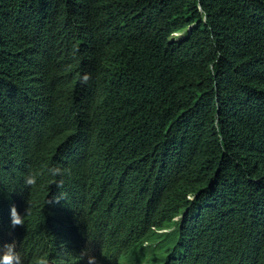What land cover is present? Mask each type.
Segmentation results:
<instances>
[{"label": "trees", "instance_id": "trees-1", "mask_svg": "<svg viewBox=\"0 0 264 264\" xmlns=\"http://www.w3.org/2000/svg\"><path fill=\"white\" fill-rule=\"evenodd\" d=\"M6 244L21 264H264V0H0Z\"/></svg>", "mask_w": 264, "mask_h": 264}, {"label": "clouds", "instance_id": "clouds-1", "mask_svg": "<svg viewBox=\"0 0 264 264\" xmlns=\"http://www.w3.org/2000/svg\"><path fill=\"white\" fill-rule=\"evenodd\" d=\"M49 171H50L51 176L53 177L63 176V172L59 168H52ZM36 183H37V176L35 174L30 173L25 179L26 185H35ZM62 185H63V180H61L57 186L62 187ZM55 200L59 201L58 199H55ZM23 218H24V215L18 212L17 208L13 206L10 211L11 228L15 229L16 226L23 225L24 224ZM0 264H21V257L15 251L14 244H6L3 246V254L0 255ZM87 264H99V259L96 256H89Z\"/></svg>", "mask_w": 264, "mask_h": 264}]
</instances>
